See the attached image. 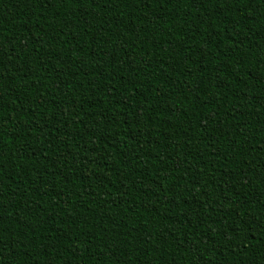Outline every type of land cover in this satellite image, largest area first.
Here are the masks:
<instances>
[{"label":"trees","instance_id":"1","mask_svg":"<svg viewBox=\"0 0 264 264\" xmlns=\"http://www.w3.org/2000/svg\"><path fill=\"white\" fill-rule=\"evenodd\" d=\"M0 264H264V0H0Z\"/></svg>","mask_w":264,"mask_h":264}]
</instances>
